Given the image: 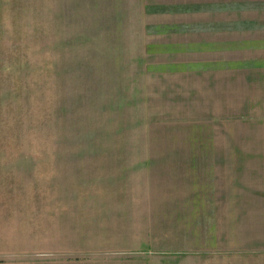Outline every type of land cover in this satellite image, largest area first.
Here are the masks:
<instances>
[{
	"label": "rangeland",
	"instance_id": "1",
	"mask_svg": "<svg viewBox=\"0 0 264 264\" xmlns=\"http://www.w3.org/2000/svg\"><path fill=\"white\" fill-rule=\"evenodd\" d=\"M261 18L264 0H0V260L231 264L264 248V212L238 203L263 195L264 65H204L264 60V26L231 30Z\"/></svg>",
	"mask_w": 264,
	"mask_h": 264
},
{
	"label": "crops",
	"instance_id": "2",
	"mask_svg": "<svg viewBox=\"0 0 264 264\" xmlns=\"http://www.w3.org/2000/svg\"><path fill=\"white\" fill-rule=\"evenodd\" d=\"M225 9L226 10H232V8L229 9V7L225 8ZM231 21L235 25L234 28H232V29L230 28L231 30H239V27H237V24H242L245 26H247V24H250L248 26H250L249 28L252 27L251 29H255L254 27H258V26H264V18H261L260 20L251 19L249 21H248V19H234V20L231 19ZM230 22H226V23H230ZM257 40H261V39H257ZM237 42L238 41L231 40V41H224L222 44L234 46ZM248 42H250V43L254 42L255 43V40L251 39L249 41H245V43H248ZM205 43L209 44V42H205ZM215 43H217V42H214V44ZM211 44H213V43H211ZM256 46L260 47V45H257V44H256ZM204 65H212L215 67L216 66L218 67V65L226 66L224 68H227V67L234 68L237 65L239 67H242L240 70L245 71L244 68L249 67V66L256 67V66L264 65V60L260 59V58H252V59H247V60L246 59L245 60H222V61L205 62ZM261 191L263 192V195H256L255 196V198H256L255 202H257V200H259L257 206L252 205L253 202L248 206L247 205L248 201L242 200V198H240V200L238 202L239 205H241V202H242L244 208L255 207V208L261 209L264 212V186H262ZM227 205L229 208L228 210H232V213L235 216L234 210L238 207L237 201L236 202H230L229 201ZM233 232H234V236H236V233H238V228H237L236 224H235V230H232V227H230V229H229V234L232 236V238L231 237L229 238L230 241L231 240L235 241V237L233 238ZM263 242H264V240H263ZM229 245L234 246V244H229ZM263 246H264V243H263ZM257 249L260 251H258ZM255 250H257V251H255ZM3 253H8V201H0V258H2ZM6 257L8 258L7 255H6ZM237 257H240V259L237 260ZM228 259L230 260L231 264L233 261L236 264H264V248L258 247V248H254L253 250H250V251H248V250L245 251L242 249L238 250V251H234V253H231V255L229 256ZM0 264H8V259L5 261L0 260Z\"/></svg>",
	"mask_w": 264,
	"mask_h": 264
}]
</instances>
